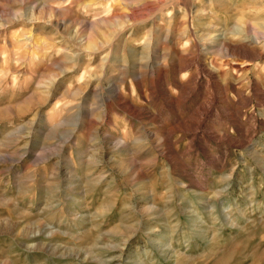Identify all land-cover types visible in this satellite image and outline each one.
I'll return each mask as SVG.
<instances>
[{"label":"rangeland","instance_id":"obj_1","mask_svg":"<svg viewBox=\"0 0 264 264\" xmlns=\"http://www.w3.org/2000/svg\"><path fill=\"white\" fill-rule=\"evenodd\" d=\"M0 264H264V0H0Z\"/></svg>","mask_w":264,"mask_h":264},{"label":"bare ground","instance_id":"obj_2","mask_svg":"<svg viewBox=\"0 0 264 264\" xmlns=\"http://www.w3.org/2000/svg\"><path fill=\"white\" fill-rule=\"evenodd\" d=\"M106 18H103V19H101L102 21H104ZM241 62V61H240ZM242 62H244V61H242ZM235 64H236V61H235ZM242 64V63H241ZM250 63L249 62H247V65H249ZM236 66V65H235ZM241 66H243V64L241 65ZM238 67V66H237ZM245 67V66H244ZM250 68V67H249ZM246 69H248V68H246Z\"/></svg>","mask_w":264,"mask_h":264}]
</instances>
